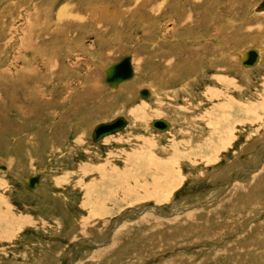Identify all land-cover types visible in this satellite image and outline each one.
Here are the masks:
<instances>
[{
    "label": "rangeland",
    "instance_id": "1",
    "mask_svg": "<svg viewBox=\"0 0 264 264\" xmlns=\"http://www.w3.org/2000/svg\"><path fill=\"white\" fill-rule=\"evenodd\" d=\"M68 1L0 0V264H264L262 0H203L187 33L181 0ZM124 56L135 76L117 92L105 72ZM111 100L129 126L94 143Z\"/></svg>",
    "mask_w": 264,
    "mask_h": 264
},
{
    "label": "bare ground",
    "instance_id": "2",
    "mask_svg": "<svg viewBox=\"0 0 264 264\" xmlns=\"http://www.w3.org/2000/svg\"><path fill=\"white\" fill-rule=\"evenodd\" d=\"M75 0H73V2H72V0L70 1H68V4H66V6L67 7H70V9H71V7L72 8H75V7H77V6H74L73 5V3L75 4V2H74ZM155 1V0H154ZM159 0H157L156 2H158ZM160 1H162V0H160ZM168 1L169 0H164V3H162L163 4V6H166V4L168 3ZM179 2H181V1H183L184 3H185V7L183 6V7H181V12H183V14L184 13H188L190 16H188V17H186V16H181V15H179L176 19H175V23H174V25H175V30H174V32L175 33H178V32H180V31H184L185 30V32L187 33L188 31H186V30H189V31H194L195 29L196 30H199V28L201 27V25H202V20H201V13L202 14H204L203 12H202V10H200L201 9V7H202V5H203V0H178ZM210 1V3L212 4V2H214L215 0H209ZM134 2V1H133ZM132 2V3H133ZM178 2V3H179ZM262 2V1H261ZM260 2V3H261ZM105 3V2H104ZM173 3V2H172ZM171 3V4H172ZM246 3V2H245ZM98 4V3H97ZM121 4V3H120ZM159 4V3H158ZM233 4V3H232ZM85 7H88V8H90L89 7V5H91L90 4V2L89 3H87V1H85V3L83 4ZM151 5V4H150ZM96 6V5H95ZM121 6V5H120ZM178 6V5H177ZM257 6H259V5H257ZM92 7H93V5H92ZM228 7H229V9L231 10L230 12H232V6H229L228 5ZM97 8V7H96ZM104 8V7H103ZM163 8V7H162ZM174 8V7H173ZM214 8V7H213ZM98 9V8H97ZM101 9V8H100ZM158 9V8H157ZM92 10V9H91ZM206 10V9H205ZM36 11V10H35ZM94 11H95V9H94ZM173 11H174V9H173ZM225 11V10H224ZM234 11V10H233ZM256 13H263L264 11H257V8H256ZM85 12V11H84ZM206 12V11H205ZM64 13V12H63ZM208 13H211V11H210V5L208 6ZM243 13V12H242ZM66 13H64V15H65ZM90 14V13H89ZM93 15V13L91 14V15H87V14H85V13H79V12H77V13H72L71 14V12L69 13V15H67V16H65V18H60L61 16H62V13H58V15L56 16V17H58V20H61V21H64V22H66V23H73V22H75V21H78L80 18L82 19V18H87L89 21L91 20V16ZM111 15V14H110ZM172 16V15H171ZM94 17H95V14H94ZM49 17H47V19H45L46 21L48 20V23L50 22V20L52 19L51 17L48 19ZM100 17H98V19H99ZM114 19V18H113ZM210 20V19H209ZM216 20V19H215ZM80 21V20H79ZM92 21V20H91ZM117 21H119V20H112L110 23L111 24H113L114 25V23L115 22H117ZM63 22V23H64ZM96 23H98L97 21H96ZM208 23V22H207ZM215 22H213L212 21V27H213V29H214V26L216 27V24H214ZM52 24V23H51ZM74 24V23H73ZM101 24H102V22H101ZM118 24V23H117ZM92 25V24H91ZM254 25V24H253ZM38 26V25H37ZM115 26V25H114ZM116 26H119V25H116ZM248 26V25H247ZM93 27V26H92ZM257 27V29H258V26H256ZM221 29V28H220ZM103 30V29H102ZM249 30V29H248ZM165 31V30H164ZM209 31V30H208ZM214 31H215V29H214ZM245 31V30H244ZM250 31L251 32H253L254 30H252V29H250ZM104 32V31H103ZM199 32V31H198ZM184 33V32H183ZM185 33V34H186ZM193 33L194 32H192V35H193ZM213 33V32H212ZM211 33V34H212ZM217 33H219V32H217ZM226 33V32H225ZM228 33V32H227ZM242 33H243V31H242ZM190 34V33H189ZM244 34V33H243ZM29 35H30V33H29ZM52 35V34H51ZM187 35V34H186ZM191 35V34H190ZM246 35V34H245ZM183 36V35H182ZM189 36V35H188ZM228 36V35H227ZM28 38H29V36H28ZM224 38H228V37H225L224 36ZM32 39V38H31ZM230 39V38H229ZM180 41V40H179ZM204 42V41H203ZM193 43V42H192ZM226 43H228V42H226ZM225 43V44H226ZM194 44V43H193ZM211 45V46H210ZM210 45L208 46V50L210 51V49L212 50V52L214 51L213 50V48H212V44L210 43ZM228 46V45H227ZM206 47V46H205ZM193 48V47H192ZM236 47L234 46V44L232 43V44H230L229 45V51L230 50H233V49H235ZM43 49V48H42ZM172 49H176L175 51H170V54L172 55V56H177V55H182V53H183V55H187V56H189L190 57V55L192 54L193 55V51L192 50H188V51H184V49H181V48H172ZM251 50H255L257 53H258V62L256 63V65H254V66H251V67H245V66H243V64H242V62H243V60L245 59V57H246V53L249 51H245V53H243L242 54V58H241V66H242V68L243 69H245V70H247V69H249L250 68V70H251V68H254V67H257L259 64H260V62H261V52L259 51V50H257V49H251ZM196 51V50H195ZM202 51H204V50H202ZM206 51V50H205ZM169 52V51H168ZM174 53V54H173ZM196 53V52H195ZM200 53V52H199ZM166 54V53H165ZM212 54V53H211ZM213 54H215L214 52H213ZM125 57V56H124ZM212 57H214V56H212ZM213 59V58H212ZM49 60H51V59H49ZM187 62H189V63H191L189 60H187V58L185 59ZM173 61H174V59H171V60H165V62H164V64H165V68H169L170 66H172V64H173ZM234 61V60H233ZM185 62V61H184ZM231 61H228V63H230ZM177 63V62H176ZM199 63V62H198ZM227 63V64H228ZM133 64V62H132V60H131V65ZM192 64V63H191ZM34 65V64H33ZM184 65L186 66V64L184 63ZM229 65V64H228ZM30 68H32V67H30ZM107 69V68H106ZM132 69H133V65H132ZM179 69V68H178ZM183 72V71H182ZM133 76H134V70H133ZM156 78V77H155ZM163 78V77H162ZM32 79V78H31ZM133 79V78H132ZM131 80V79H130ZM129 80V81H130ZM227 81H228V79H226ZM226 80H223V79H221V78H217L216 79V81H224L225 83H226ZM230 80V79H229ZM129 81H126V82H129ZM212 81H215V79L213 80L212 79ZM126 82H124V83H126ZM123 84V83H122ZM109 86V85H108ZM121 86V84L120 85H118V86H115V87H110V88H114V89H117V88H119ZM149 91V90H148ZM139 93H140V91H139ZM149 93H150V97H152L151 96V90L149 91ZM139 96H140V94H139ZM141 97V96H140ZM150 97L149 98H147V99H150ZM142 98V97H141ZM142 99H144V98H142ZM147 99H144V100H147ZM126 118V117H125ZM127 119V118H126ZM128 120V119H127ZM165 120V119H164ZM167 121V120H166ZM169 122V121H168ZM129 121H128V126H129ZM169 124H170V129H169V131L171 130V123L169 122ZM96 126V125H95ZM94 126V127H95ZM128 126L126 127V129L128 128ZM150 128H151V125H150ZM94 129V128H93ZM125 129V130H126ZM152 129V128H151ZM125 130H123V131H125ZM152 130H154V129H152ZM93 131V130H92ZM122 131V132H123ZM154 131H156V130H154ZM169 131H167V132H169ZM122 132H119V133H122ZM156 132H159V131H156ZM167 132H165V133H167ZM119 133H117V134H119ZM159 133H161V134H165V133H162V132H159ZM116 135V134H115ZM111 136H114V135H111ZM111 136H108V137H105L104 139H106V138H109V137H111ZM103 139V140H104ZM28 180V179H27ZM27 182V181H26ZM39 184H40V179H39ZM39 184H38V186H37V188L39 187ZM36 188V189H37ZM28 189V188H27ZM35 189V190H36ZM29 190V189H28ZM35 190H33V191H35ZM29 191H31V190H29Z\"/></svg>",
    "mask_w": 264,
    "mask_h": 264
},
{
    "label": "water",
    "instance_id": "3",
    "mask_svg": "<svg viewBox=\"0 0 264 264\" xmlns=\"http://www.w3.org/2000/svg\"><path fill=\"white\" fill-rule=\"evenodd\" d=\"M257 11H264V0L257 7ZM258 62V53L255 50H249L246 53V57L242 64L245 67H251ZM133 78V69L131 65V58L129 56L123 57L119 62L110 65L105 72V83L110 87L118 86ZM140 96L144 99L150 97V93L147 89L140 90ZM128 126V120L124 116H118L113 120L97 124L91 134L92 141L97 143L103 140L105 137L115 135L122 132ZM151 128L165 133L169 131L170 124L164 119H155L151 123ZM2 169H5L3 166ZM40 175H35L28 178L26 187L33 191L39 184Z\"/></svg>",
    "mask_w": 264,
    "mask_h": 264
},
{
    "label": "crops",
    "instance_id": "4",
    "mask_svg": "<svg viewBox=\"0 0 264 264\" xmlns=\"http://www.w3.org/2000/svg\"><path fill=\"white\" fill-rule=\"evenodd\" d=\"M73 5H74V3H73ZM89 7L90 8H88V7H85L86 9H89V10H91V9H93V7H92V5H89ZM84 8V9H85ZM68 9H70V8H68ZM85 13V12H84ZM87 14V13H86ZM87 15H91V13L89 14H87ZM134 65V64H133ZM134 69H135V67H134ZM135 76V75H134ZM130 82V81H129ZM127 84V82L126 83H123V84H121V86L119 87V89L117 90V92L119 91H121V90H123V88H122V86L123 85H126ZM122 88V89H121ZM142 88H144V87H142ZM142 88H140V89H142ZM139 89V90H140ZM126 90V89H125ZM130 90V89H129ZM138 90V91H139ZM117 92H115V93H117ZM128 91L126 90V93H127ZM128 93H130V92H128ZM116 98V97H115ZM101 107H102V109H105V111L107 110V112H109V114H112V115H117V116H119L120 114L122 115V116H124V117H126L125 116V113H123V111L125 110L124 108H125V105H123V104H115V103H113V100H111V101H109V102H106L105 104H101ZM111 115V116H112ZM116 117V116H115ZM115 117H113L111 120H113V119H115ZM127 118V117H126ZM128 119V121L130 122V120H129V118H127Z\"/></svg>",
    "mask_w": 264,
    "mask_h": 264
}]
</instances>
